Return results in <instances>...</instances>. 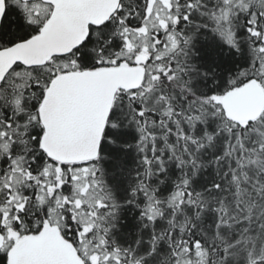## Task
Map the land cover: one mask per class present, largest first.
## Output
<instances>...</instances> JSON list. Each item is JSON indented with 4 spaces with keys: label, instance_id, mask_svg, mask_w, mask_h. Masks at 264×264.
Segmentation results:
<instances>
[{
    "label": "snow or ice",
    "instance_id": "snow-or-ice-1",
    "mask_svg": "<svg viewBox=\"0 0 264 264\" xmlns=\"http://www.w3.org/2000/svg\"><path fill=\"white\" fill-rule=\"evenodd\" d=\"M0 264H264V0H0Z\"/></svg>",
    "mask_w": 264,
    "mask_h": 264
}]
</instances>
